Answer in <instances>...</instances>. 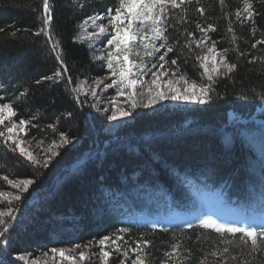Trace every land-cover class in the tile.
<instances>
[{
  "label": "trees",
  "instance_id": "16d2710c",
  "mask_svg": "<svg viewBox=\"0 0 264 264\" xmlns=\"http://www.w3.org/2000/svg\"><path fill=\"white\" fill-rule=\"evenodd\" d=\"M49 2L54 9L51 40L44 33L35 35L43 27V0H0V82L7 89L0 90V101L11 100L14 119L29 121L24 126L28 138L58 151L47 168H36L0 138V189H9L5 175L12 180H35L22 196L26 205L15 221L19 224L11 228L6 257L0 261L20 264L23 241L50 252L77 244L90 246L107 234L114 239L123 235L117 243L125 245L124 249L135 247L137 240H150L147 248L141 243L145 264H264V239H258L254 248L247 236L241 239L242 234L217 233L199 224L165 229L124 221L127 213L151 206L170 202L178 209L191 206L196 190L218 191L227 202L246 209L264 204V153L255 148L256 137L244 124L264 102L260 99L264 94V43H257L264 40V0H253L254 24L243 18L244 0H191L182 6L186 11L170 10L168 34L171 40L178 38L176 47L182 48L178 54H169L180 64L177 77L183 73L185 79L206 80L207 73L194 59L208 54L207 47L195 45L201 36L197 24L215 27L206 45L215 41L218 55L236 63L237 70L227 77L214 75L215 92L206 104L169 105L170 109L144 112L112 132H107L96 107H89L92 100L73 103L71 89L78 88L82 98V81L110 74L106 62L102 69L99 52L82 39L81 26L96 14L91 9L115 5L117 0ZM201 7L203 14L197 11ZM237 9L241 10L239 18ZM55 41L65 56L68 71L64 75L72 77L70 84L43 80L60 70L50 51ZM147 58L145 63L150 65L153 58ZM37 79L42 83L37 85ZM49 124L55 125V131ZM61 131L73 143L54 149L52 141L59 142ZM195 138L212 147L196 155L195 149L183 146ZM175 142L181 144L177 149L172 145ZM170 144L177 155L169 153ZM191 155L195 158L186 159ZM33 193L42 196L35 202L27 200ZM121 228L130 231L121 234ZM173 244L180 245L179 251L167 256ZM135 256L129 252L124 258L122 251H112L111 264H132Z\"/></svg>",
  "mask_w": 264,
  "mask_h": 264
},
{
  "label": "snow or ice",
  "instance_id": "6c2138e0",
  "mask_svg": "<svg viewBox=\"0 0 264 264\" xmlns=\"http://www.w3.org/2000/svg\"><path fill=\"white\" fill-rule=\"evenodd\" d=\"M223 3V0H220ZM186 3H191V0H117V3L112 6L101 5L97 8L91 9L95 15H89L88 19L84 23H88L90 20L94 30L89 33L90 40H96L99 42V46L103 49H107L106 54L101 55L98 59L102 62V69L104 62H106V69L110 73L111 82L106 84V88L118 89V95L121 97L127 96L130 101L129 107H125L123 104H119L114 107L113 110L104 108L103 111L107 113V119L116 121L121 118H126L132 115V111L138 107L152 108L157 104H162L164 101H185L195 102L200 104H206L212 99V93L215 92L213 85L215 79L213 74L209 73V65L207 61L215 55H218L216 51L215 41H212L209 45H206V41H211L209 32L215 31V27L212 24L202 25L197 24L196 27L200 31V39L195 41L197 48L207 47L206 55H196L195 60L200 61V67L207 74L206 81L201 83L199 80L185 79L183 73L177 77V73L180 72V64L177 59L169 56L170 53H179L181 49H177L176 45L180 44L178 38L171 40L168 34L169 32V12L173 9H181ZM79 7L83 10L85 5L79 4ZM53 7L50 5L49 0H43V27L39 29L35 35L39 36L41 33L47 37V40H51V29L53 28ZM198 12L203 14L204 9L198 8ZM243 18L251 23H255L256 9L254 7L253 0H244L243 4ZM103 12V15L100 13ZM237 17L241 16V10L237 9ZM3 29L0 28V32ZM15 35V33H13ZM188 35H192L189 33ZM59 41H55L51 44L50 51L53 52L54 59L57 61L60 70H54L52 75L43 77V80L51 81L53 84L58 82H65L66 84L72 83L71 76H65L64 73L68 71V66L65 63V56L61 51H58ZM257 43H264V40L257 41ZM189 48L192 47V42L189 41ZM253 48L256 45H252ZM163 50V51H161ZM141 51L144 56L152 57L153 62L149 65L141 58ZM227 52V49L224 50ZM244 55L243 52L240 53ZM167 57V59H166ZM139 61V62H137ZM251 62V61H250ZM220 64L223 66V75L228 76L230 73H234L237 70V64L228 61L224 55L220 56ZM168 65V67H165ZM155 69V70H153ZM220 67H214L213 72L220 74ZM150 74L151 79L145 80V77ZM37 85L42 83L41 79L35 81ZM98 83H103L99 81ZM180 84V87H177ZM0 90L7 91L3 82H0ZM71 92L73 103L79 102L81 105L86 103V98H81L78 88H72ZM23 97L26 93H20ZM92 97H96L97 93L93 90L90 92ZM264 100V94L260 97ZM143 101V103L141 102ZM89 107H96L97 111L101 109L95 104H89ZM68 116H72L69 112ZM16 117V111L14 103L11 100L0 101V125L7 129V131H0V138H3L4 145L12 152L19 150V154L22 157H26L27 161L36 168H47L51 163L54 156L58 155V151H50L45 154L44 158H38L31 151H26L24 147L20 145L22 140L13 139L12 133L14 129H23L29 121L25 119H14ZM49 127L55 131V125L49 124ZM11 142V143H10ZM72 138L66 133L61 131L59 133V142L52 141L54 149H59L62 145L72 144ZM3 179L7 181V184L12 188L18 190V194L14 195L15 201H21V197L24 193L29 191V187L35 183L34 179H19L12 180L8 176H4ZM13 195L12 193H5L0 191V197ZM17 212L19 209L13 211L11 208L7 212L0 211V245H7L9 243L8 233L15 225L5 226L6 220L4 217H8L11 221H17ZM201 225L204 228L215 227L217 233H231L233 235L239 233L241 239L244 236L251 238V244L255 248L257 246L258 239H264V225L258 230L256 227H238L235 225L220 224L214 221L210 216H206L201 220ZM191 227V225H190ZM130 230L128 228H121L119 233H127ZM123 235H117L113 240L111 235H102L98 240L99 244V256L101 257L102 264H109L111 252L105 250L108 247L107 242L112 241V246L117 252L122 251L124 258L129 256V252L136 253L135 259L132 260V264H145V261L141 258L144 254L141 250V243L147 248L151 245L150 240H137L135 247L130 249H123L117 240L122 241ZM76 248H80L81 245H75ZM180 248L179 244L172 245V251L166 253L167 256H171L174 252L178 253ZM52 253H58L59 256L65 257V251L63 249L52 248ZM225 253L228 252V248H224ZM213 255H216L214 252ZM81 260H87L85 253L81 251L79 253ZM20 260H24L25 256L21 255ZM68 260H72L75 264L74 258L71 256L66 257ZM0 264H3L0 261Z\"/></svg>",
  "mask_w": 264,
  "mask_h": 264
},
{
  "label": "rangeland",
  "instance_id": "374dc122",
  "mask_svg": "<svg viewBox=\"0 0 264 264\" xmlns=\"http://www.w3.org/2000/svg\"><path fill=\"white\" fill-rule=\"evenodd\" d=\"M94 30L93 25L91 21L89 20L88 23H83L81 26V36L82 39L90 43L91 46L94 48L95 52H99L100 56L102 54H106L107 49H103L99 46V42L96 40H90L89 39V33H91ZM102 53V54H101ZM141 58L144 62L147 61V57L144 56L143 51H141ZM139 62V61H137ZM209 65V72L213 74V76L216 74L213 72V68L219 66L221 71L220 74L223 73V66L220 64V55H215L212 58H210L207 61ZM208 74V73H207ZM219 74V75H220ZM218 75V74H216ZM149 78V79H148ZM151 76L150 74L145 77V80H150ZM103 81V83H98L99 81ZM206 80H202L201 83L205 82ZM111 82L110 74H107L103 76L102 78L96 79H88L85 81H82L79 88L82 90V95L89 100H92V103L94 102L101 110L97 111L99 114L102 115V120H104L105 124H107V128L109 129L107 132H112L119 130L121 127H123L125 124L132 123L133 119L135 120L138 116L142 115V113L149 112L151 113V110H160V109H170L169 105H181L185 103H194L195 102H185V101H164L162 104H157L153 106L152 108H146V107H138L137 109L132 111V115L126 118H121L116 121L108 120L107 119V113L103 111L104 108H108L110 111L114 109L115 106L119 104H123L125 107H129L130 101H128L127 96L121 97L118 95V89L116 88H106L105 85ZM180 84H177V87H180ZM95 91L97 93L96 97H92L90 95L91 91ZM143 103V101L141 100ZM190 107V106H189ZM264 111V102L262 103L261 107L256 110L254 114L250 116V119L248 122H245L244 124L251 128L254 135L256 137V140L254 141L255 148H258L261 152L264 153V129L261 127L264 126L263 117L264 114L262 113ZM263 118V119H262ZM25 128V127H24ZM17 128L13 130L12 137L13 139H19L22 140L23 143L20 145L21 147H24L26 151H31L35 156L39 158H44L45 154L49 153L51 150L50 148L42 146L41 143H36L33 139H30L25 134V129ZM261 129V130H260ZM1 131H7L6 128H4L1 125ZM78 138V137H76ZM202 140L201 138H195V141L191 143L190 145L184 144L183 146L190 150V148L195 149L194 152L196 155H200V153H205L207 149H209V146L212 145L211 143H207ZM182 141V140H181ZM11 143V142H10ZM197 146L193 147L192 145L195 144ZM200 143V144H199ZM172 145L175 146H181V144L175 142L172 143ZM170 144L169 147H172ZM79 146V144H77ZM212 146H210L211 148ZM169 153L173 155H177L176 149H171ZM18 153L19 150L17 149ZM191 152L187 153L190 155ZM116 154V153H115ZM115 157V155H113ZM194 156L186 157V159H194ZM201 158V157H199ZM205 159V157H204ZM195 161V160H193ZM203 161H200L199 163H202ZM62 176H59V179ZM26 179V178H25ZM9 189L1 190L5 193H12L13 195L0 197V211L7 212L10 208L15 211L16 209H19V212H17V217L20 216V212L25 207L26 203L24 202V197H21V201H15L14 195L18 194V190L12 188L10 185H8ZM30 188V187H29ZM264 188V187H263ZM258 190V188H257ZM29 192V191H28ZM24 193V194H28ZM42 195L35 194L29 199H38ZM197 198L199 199L195 204L192 206L186 207L184 211L180 212L176 209H168L166 211L158 212V211H140V212H130L128 213V217L131 221H135L141 224L145 225H151V226H167L169 224L174 223H183L188 225H201V220L204 219L206 216H210L214 221L220 224H227V225H235L238 227H255L261 225H264V208L261 211H248L245 209H239L237 207H233L228 205L225 202V199L220 195V193H205L201 192L197 194ZM31 200V202L33 201ZM27 202V201H26ZM23 206V207H22ZM22 207V209H21ZM7 218V219H6ZM6 220V223L10 225L17 226L18 222L11 221L8 217H4ZM256 222L259 223L255 224ZM202 226V225H201ZM15 228V227H12ZM210 229H213L215 231V227H208ZM13 233L11 230L7 234L10 239V235ZM115 240L114 238H112ZM117 242V241H116ZM10 243V242H9ZM23 245L19 248L20 256H25L24 260L19 259L20 264H73L72 260L66 259V257L71 256L74 258L75 264H102L101 257L99 256V244L96 242L95 244H92L90 246H81L80 248H66L65 251V257H61L58 255V253H52L50 252H44L41 250L36 249L35 247H31V245L27 241H23ZM119 244V243H117ZM108 247L105 248V250H108L111 252V256L109 259V264H111V258H112V251H116L115 248L112 246V241L107 242ZM7 245H0V249H2L1 257L0 259H5L6 257V249ZM2 247V248H1ZM125 245L121 247V249H124ZM130 248H132L130 246ZM83 251L85 253V256L88 258L87 260H81L79 253ZM19 256V257H20ZM18 257V258H19ZM17 258V257H16ZM135 259V257H134ZM120 264H130L126 262H121Z\"/></svg>",
  "mask_w": 264,
  "mask_h": 264
}]
</instances>
